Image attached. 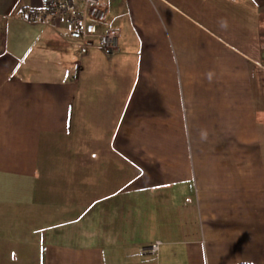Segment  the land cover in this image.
Wrapping results in <instances>:
<instances>
[{"label": "crops", "instance_id": "crops-1", "mask_svg": "<svg viewBox=\"0 0 264 264\" xmlns=\"http://www.w3.org/2000/svg\"><path fill=\"white\" fill-rule=\"evenodd\" d=\"M100 3L0 0V264H264V0Z\"/></svg>", "mask_w": 264, "mask_h": 264}, {"label": "built area", "instance_id": "built-area-1", "mask_svg": "<svg viewBox=\"0 0 264 264\" xmlns=\"http://www.w3.org/2000/svg\"><path fill=\"white\" fill-rule=\"evenodd\" d=\"M42 0L40 7H30L25 15L30 19L46 22L64 20L81 39V47L88 51L92 46V39L96 37L100 49L111 54L117 50L119 31L105 29L98 31L97 27L105 23L108 10L100 0ZM159 241L149 247L151 253L157 250Z\"/></svg>", "mask_w": 264, "mask_h": 264}, {"label": "rangeland", "instance_id": "rangeland-1", "mask_svg": "<svg viewBox=\"0 0 264 264\" xmlns=\"http://www.w3.org/2000/svg\"><path fill=\"white\" fill-rule=\"evenodd\" d=\"M116 2H118V1H116Z\"/></svg>", "mask_w": 264, "mask_h": 264}]
</instances>
